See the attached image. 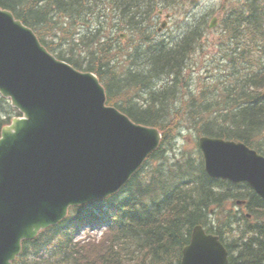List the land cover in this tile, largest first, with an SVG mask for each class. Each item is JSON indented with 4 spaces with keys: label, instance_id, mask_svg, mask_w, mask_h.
Here are the masks:
<instances>
[{
    "label": "trees",
    "instance_id": "trees-1",
    "mask_svg": "<svg viewBox=\"0 0 264 264\" xmlns=\"http://www.w3.org/2000/svg\"><path fill=\"white\" fill-rule=\"evenodd\" d=\"M223 3L228 8L222 16V36L233 45L222 58L228 69L210 73V83L197 94L191 87L187 93L184 89L188 87L184 81V71L189 68L187 60L197 48L203 30L196 22L170 44L144 38L141 43H148L147 51L139 58L140 51L134 53L133 70L124 77L118 75L115 54L111 53L108 38L102 37L103 32L97 28L100 25L92 26L88 33L69 44L71 48L89 51L82 61L61 53L56 56L77 69L94 71L106 88L108 103L137 123L161 129L163 144L176 129L187 127L197 135L241 140L264 154V0ZM0 6L30 26L54 53L57 18L66 19L64 27L58 25L63 29L61 33L77 34L71 28L78 23L91 24L88 17L91 20L100 11L104 15L107 8L120 17L119 22L145 35L146 29L138 25L144 24L152 11L161 6L175 12L179 3L177 0H0ZM43 35H48L49 44ZM76 56L81 59V53ZM135 96L138 101L133 99ZM15 112L0 97V115H6L0 118V129ZM168 153L162 145L119 194L81 208L88 215L95 210L104 211L102 219L107 229L100 240L73 241L79 222L87 219L83 214L81 218L71 215L81 206L72 207L67 220L29 240L33 243L32 254L23 252L14 264H180L182 249L197 224L219 236L229 251V264H264V224L246 223L238 236L240 243H230L234 218L230 213L218 216L214 211V206H222L226 199L242 191L228 181L210 177L198 149L183 151L174 159ZM250 193L259 200L253 191ZM256 209L257 205L250 207L251 211ZM242 219L246 220L238 219L239 224Z\"/></svg>",
    "mask_w": 264,
    "mask_h": 264
},
{
    "label": "water",
    "instance_id": "water-1",
    "mask_svg": "<svg viewBox=\"0 0 264 264\" xmlns=\"http://www.w3.org/2000/svg\"><path fill=\"white\" fill-rule=\"evenodd\" d=\"M215 24L213 19L210 27ZM1 52L7 57L0 56L5 93L26 117L5 128L7 156L23 178H29L30 157L48 172L45 184L36 186L41 195L26 192L29 185H25L14 202L0 204V264H12L21 240L57 223L70 205L106 197L125 184L158 146L160 134L106 107L104 89L95 75L56 59L32 29L0 8ZM29 136L37 137L39 144L29 143ZM198 144L210 176L247 182L264 199L262 155L242 142L221 138L201 137ZM35 215L41 221H35ZM227 262L218 238L196 226L183 250L182 264Z\"/></svg>",
    "mask_w": 264,
    "mask_h": 264
},
{
    "label": "rangeland",
    "instance_id": "rangeland-1",
    "mask_svg": "<svg viewBox=\"0 0 264 264\" xmlns=\"http://www.w3.org/2000/svg\"><path fill=\"white\" fill-rule=\"evenodd\" d=\"M224 0H181L180 7L182 10H177L175 14L170 17L168 20V24L164 30L161 32L157 31V27L164 21V17H156L153 18V12H151L150 16H148L145 20V23L138 26H143L148 28L146 32H149V29H154L153 36L155 39L166 38L176 40L178 35H182L183 32L188 28L191 22H204L205 31L202 34V37L199 41V44L195 51L189 56L187 62L189 64V68L184 71V81L188 84V87L184 88L186 93L189 87L194 89V94L200 92L201 89L204 88L206 83H210V79L208 76L214 73H219L218 71H224L228 69V64L222 62V58L225 55V51L232 47L233 45L229 42V40L222 36V31L224 28L217 27L212 30H207V23L213 16L220 17L227 11V4L223 3ZM106 18L102 20L105 26V32L111 35L113 38L112 46L116 49L115 55H117L118 59L120 55H126L127 60H132L133 48H135L140 42V36L137 31L125 25V23L119 22V19L115 16V14L111 13L109 10H106ZM62 19V18H61ZM91 22L96 20H89ZM114 25H117L113 31ZM122 27L121 29H119ZM76 28V27H74ZM81 30V28H79ZM63 29L54 28V39L58 41L57 50H62L68 52L70 49V42L66 40V35L60 33ZM120 32L127 33L128 36H125L123 39L119 38L118 35ZM56 35V36H55ZM43 37L47 40L48 35H43ZM81 35L77 34V39H79ZM76 38L74 40H76ZM131 39V42L129 40ZM48 41V40H47ZM79 41V40H78ZM137 51H140L138 58L141 54L147 51L145 46L138 48ZM136 51V52H137ZM56 52V51H54ZM84 49L81 47H74L71 53L73 55H77L83 53ZM121 60V61H120ZM118 70L123 73L127 72L129 69H132L133 66H127V60H124V57L120 56ZM216 69V70H215ZM197 139V135L191 128H184L176 134V142L175 146L177 149L183 148H192L195 146V142ZM237 211L238 219L244 217V213H249L247 208H243V212L238 208V205L234 200L230 199L227 203H223L222 206L218 207V213L224 216L228 210ZM242 213V214H241ZM260 219H263L260 217ZM248 223V220L242 219L240 224L238 221L232 222L230 226V230L232 231L230 237L232 238V242L236 241V243H240L238 240V236L241 231L245 229V224ZM249 224V223H248ZM250 225V224H249ZM82 228V227H81ZM79 229V233L76 238L81 239L83 234L90 233L94 236L99 235V231H102L104 227L99 229L94 228L87 230V227ZM89 234V235H90Z\"/></svg>",
    "mask_w": 264,
    "mask_h": 264
},
{
    "label": "bare ground",
    "instance_id": "bare-ground-1",
    "mask_svg": "<svg viewBox=\"0 0 264 264\" xmlns=\"http://www.w3.org/2000/svg\"><path fill=\"white\" fill-rule=\"evenodd\" d=\"M1 8V7H0ZM2 9V8H1ZM9 12L13 14L12 11L9 10ZM22 25L31 28L30 26L26 25L25 23L22 22ZM33 34L37 36L35 31H33ZM1 57H4L5 60L7 57H5L4 52L0 53ZM65 63L69 64L70 66H73L70 64L68 61L64 60ZM21 65V64H20ZM54 77V76H53ZM52 77V78H53ZM0 97L5 99L8 104L16 110V112L10 117L9 122L4 123L1 126L0 129V204H7L14 202L16 194L23 188H25V185H29L27 188L26 192L29 191L31 194H42L43 191L41 189L36 188V186H41L43 183V178H46L48 172H46V166H38L34 160L30 157L31 160V168L29 172V178H23V173L21 172L20 168L18 165L7 156V148L4 143V135L6 133V127H9L10 125L13 124V121L19 120V119H26L25 114L23 111H21L16 105L13 104L12 98L10 96H7L5 93V86L0 80ZM6 116V115H5ZM5 116L0 115L1 119H4ZM27 131L30 132L31 129L30 127L27 128ZM29 143H38L39 140L35 136H29L28 139ZM41 150V148H40ZM32 155H35L33 152H27ZM13 155H18V156H26V153H20V152H13ZM49 166H51L50 163H48ZM134 174L130 176L132 178ZM24 179H27L26 181ZM47 182V181H46ZM126 184H123L122 188ZM76 206H81V204L73 205L72 207ZM10 209V208H8ZM3 218V217H0ZM35 221H41L39 218V215L34 216ZM48 229V227L41 228L37 231L36 235L32 238H27L28 240H33L35 239L40 232L43 230Z\"/></svg>",
    "mask_w": 264,
    "mask_h": 264
}]
</instances>
